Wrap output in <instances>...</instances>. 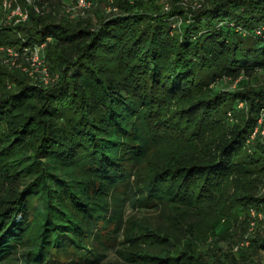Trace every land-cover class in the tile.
<instances>
[{
  "label": "trees",
  "instance_id": "1",
  "mask_svg": "<svg viewBox=\"0 0 264 264\" xmlns=\"http://www.w3.org/2000/svg\"><path fill=\"white\" fill-rule=\"evenodd\" d=\"M89 1L0 6V264H264V0Z\"/></svg>",
  "mask_w": 264,
  "mask_h": 264
},
{
  "label": "rangeland",
  "instance_id": "2",
  "mask_svg": "<svg viewBox=\"0 0 264 264\" xmlns=\"http://www.w3.org/2000/svg\"><path fill=\"white\" fill-rule=\"evenodd\" d=\"M23 0H6V4H7V8L4 6V2L5 0H2V2L0 3V6L3 10L5 9H10V12L8 13V19L10 20H19L18 17H20V13L22 9H27L25 4L22 2ZM29 2H33V0H28ZM38 1L44 2V6L45 5H50V3L52 2L53 6H56V8L59 10V12L61 14H65V13H72V16L78 17V16H88V17H94L95 15L93 13L92 10H86L84 7H79L81 5H79L78 0H51V2L49 3V1L47 2V0H34V4L38 5ZM27 2V0H26ZM28 3L33 5V3ZM109 10V8H108ZM39 12H41V9L39 10ZM17 20V23H19ZM3 21V22H2ZM21 21V20H19ZM3 23L5 25H8L9 23H7L6 21L2 20V16H0V23ZM8 52V51H7ZM1 56V55H0ZM9 57H6L3 59V62H6L7 64H11L13 66L17 65V66H22L25 69H29L31 67V62L30 60H25V63L23 60H21L20 57H13L10 54H8ZM8 58V60H7ZM31 74V73H30ZM260 79L264 80L263 78V72H261L260 74ZM130 194L132 195L133 192L131 191ZM159 208L154 207V208H141V209H134L132 207V205L128 202L125 208V212H126V217L129 216L130 214H133L134 216H147L151 221H153L155 224L156 223H160L162 221V219H160L158 212H159ZM225 248H230V244L231 242L226 241L223 242ZM123 250L122 245H118L115 246L113 248H109L107 249V251L104 253V258L102 259L100 264H130L129 262L126 261V259L124 258L123 254L121 253ZM23 252V249L20 247L19 250L17 252L12 253L11 257H18L19 254H21ZM12 262V261H10ZM264 263V262H263ZM245 264V263H242Z\"/></svg>",
  "mask_w": 264,
  "mask_h": 264
},
{
  "label": "built area",
  "instance_id": "3",
  "mask_svg": "<svg viewBox=\"0 0 264 264\" xmlns=\"http://www.w3.org/2000/svg\"><path fill=\"white\" fill-rule=\"evenodd\" d=\"M27 2H29V1L27 0ZM78 2H79V5H81L79 7H89V6H91V2L89 0H78ZM180 2L185 7L190 8V7H199L201 5V3H202V0H180ZM29 3H33L35 10L39 12L40 7H39V5H35L34 4V0H33V2H29ZM4 6L6 8L8 7L7 4H6V0L4 2ZM164 9H166V10L169 9V5L166 4L164 6ZM5 10H7L8 13L10 12L9 8L5 9ZM28 15H29V10L28 9H22L21 13H20V17H18V18H19V20H25V19H27ZM262 29H263L262 27H259V28H257L255 30V32L258 35H262L263 34ZM43 46H44V44L37 45L33 49L25 48L23 54L24 55H28V60H30V62H31L30 70L29 69H25V70L28 71L29 74L31 73L30 74L31 76L38 77V78L41 77L44 82L48 83L49 80H50V75H49V72L47 70V66L44 64V62H45L44 56L41 53L42 52L41 50H42ZM6 51H8L7 52V57H9L8 54H10L11 56H13L15 58L19 57V51H17L13 47L7 48ZM7 60H8V58H7ZM23 70H24V68H23ZM243 104H244V102L239 101L238 106H243ZM257 134H261L262 136H264V110L262 111L260 117L258 118L257 123H256L253 131L251 132L250 136L247 139V142L249 143L250 141H252ZM261 190L264 191V185H263ZM250 211H251V215L253 216V220L251 221V226L249 228L250 229L249 231L253 232L254 228L257 225V222L259 220H264V216H263V214L261 212H258L254 208H251ZM248 243H249V241H248V239H246V240H244L242 242L241 245H247ZM239 248H240V244L237 245L234 248V250L238 251Z\"/></svg>",
  "mask_w": 264,
  "mask_h": 264
}]
</instances>
